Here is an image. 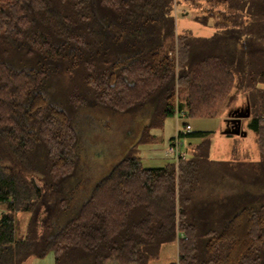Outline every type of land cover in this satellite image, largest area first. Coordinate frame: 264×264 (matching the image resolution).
I'll list each match as a JSON object with an SVG mask.
<instances>
[{
	"label": "trees",
	"instance_id": "1",
	"mask_svg": "<svg viewBox=\"0 0 264 264\" xmlns=\"http://www.w3.org/2000/svg\"><path fill=\"white\" fill-rule=\"evenodd\" d=\"M181 4L213 33L179 30ZM53 83L73 108L151 107L136 143L82 201L66 190L81 134L48 103ZM239 95L259 162L238 176L259 194L229 218L201 214L197 192L217 173L206 170L208 142L162 167H144L136 149L167 117H214ZM0 203V264L49 253L54 264H150L167 244L173 264H264V0H0Z\"/></svg>",
	"mask_w": 264,
	"mask_h": 264
},
{
	"label": "rangeland",
	"instance_id": "2",
	"mask_svg": "<svg viewBox=\"0 0 264 264\" xmlns=\"http://www.w3.org/2000/svg\"><path fill=\"white\" fill-rule=\"evenodd\" d=\"M177 11V28L182 32L187 31L199 37H208L213 33L211 27H202L193 22L194 13L188 6L181 4ZM46 98L50 105L66 114L81 134V144L77 146L79 161L76 173L68 180L66 190L71 194L78 193L82 201L93 185L136 143L143 126L148 122L147 112L151 107L126 113L96 104L73 108L66 99V86L61 83L47 86ZM244 104V98L239 95L229 107L223 108L214 117H186L184 114L167 117L162 126L150 131L148 142L137 147V156L144 167H162L174 163V157L167 152L168 145L178 131L185 133L184 125H189L193 134L207 132V137H181V150L185 155H191L199 145L208 142L209 148L204 159L206 170L217 169V173L207 179L205 186L200 185L202 190L197 192V207L201 214L214 216L224 211L229 218L247 206L251 196L252 200H257L259 194L256 182L251 181L249 175L245 178L238 176L240 171H248L259 162L256 135L247 127L249 119L238 115V108L242 111ZM236 121L240 133L227 135L225 130L232 131ZM222 167H227L231 174L222 175L225 169ZM6 212V205L0 203V218ZM28 218L26 213L14 214L18 237L24 236ZM176 257V245L167 244L162 247L159 258L150 264H173ZM25 264H54L53 254L31 258Z\"/></svg>",
	"mask_w": 264,
	"mask_h": 264
},
{
	"label": "built area",
	"instance_id": "3",
	"mask_svg": "<svg viewBox=\"0 0 264 264\" xmlns=\"http://www.w3.org/2000/svg\"><path fill=\"white\" fill-rule=\"evenodd\" d=\"M184 131L185 132L190 131L189 125H186L184 127ZM180 132L181 131H178L177 135L174 138L170 139L168 150H167L168 154L172 155L175 161H178L179 159L184 158V153L181 150L182 143L180 142V137H179Z\"/></svg>",
	"mask_w": 264,
	"mask_h": 264
},
{
	"label": "water",
	"instance_id": "4",
	"mask_svg": "<svg viewBox=\"0 0 264 264\" xmlns=\"http://www.w3.org/2000/svg\"><path fill=\"white\" fill-rule=\"evenodd\" d=\"M247 114H248V113H247ZM247 114H246V116H247ZM228 132H231V130L228 131V130L226 129V130H225V133H228ZM232 132H233L234 134H239V133H240L239 125H238V122H237V121L233 123V129H232Z\"/></svg>",
	"mask_w": 264,
	"mask_h": 264
}]
</instances>
